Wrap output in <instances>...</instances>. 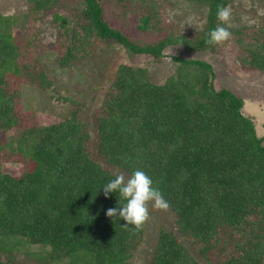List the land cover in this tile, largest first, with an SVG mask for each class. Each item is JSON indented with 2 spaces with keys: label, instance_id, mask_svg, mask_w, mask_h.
<instances>
[{
  "label": "trees",
  "instance_id": "obj_1",
  "mask_svg": "<svg viewBox=\"0 0 264 264\" xmlns=\"http://www.w3.org/2000/svg\"><path fill=\"white\" fill-rule=\"evenodd\" d=\"M187 1L206 7L202 29L158 39L164 18L170 20L164 0L116 1L132 5L135 28L150 42L110 26L103 11L107 0H78L69 13L53 10L55 0H28L32 14L26 17L50 10V24L63 41L62 66L78 61L92 38L153 60L168 46L214 50L230 0ZM16 20L0 14V132L19 128L20 91L8 76L37 74L34 60L23 61L29 48L7 33ZM246 28L228 33L246 41ZM250 39L239 62L264 73V23ZM171 60L173 72L162 84L152 83L142 68H117L96 116L97 152L172 213L176 231L201 244L198 253L206 263L264 264V136L242 114L241 97L214 89L209 63ZM86 126L73 112L64 121L20 131L10 141L12 149L0 144V166L15 159L26 166L17 176L0 168V255L6 256L0 264H13L24 244L48 248L35 254L42 264H130L143 236V200L90 158ZM148 264L200 263L161 225Z\"/></svg>",
  "mask_w": 264,
  "mask_h": 264
},
{
  "label": "rangeland",
  "instance_id": "obj_2",
  "mask_svg": "<svg viewBox=\"0 0 264 264\" xmlns=\"http://www.w3.org/2000/svg\"><path fill=\"white\" fill-rule=\"evenodd\" d=\"M116 1L107 0V6L103 7L108 24L128 38L150 42V36L143 37L135 28L134 12L130 11L132 5L120 6ZM164 1L165 11L173 23L164 18L156 39L170 32L191 36L202 29L206 7L187 0ZM77 2L78 0H55L52 4L55 7L52 9L56 10L58 6L67 9V12L76 11ZM30 10L28 0H0V14L3 18L17 17L15 24L6 28L7 33L13 36L17 45L29 48V53L23 57V61L34 60L33 73H37L30 77L12 74L8 76L12 86L20 91L19 128L0 132V144L10 146L11 139L20 131L64 121L74 112L77 120L87 125V150L90 158L120 176L143 200V236L139 248L130 259V264L149 263L161 225L173 231L177 240L200 264H208L198 253L201 244L176 231L172 213L159 205L154 198L143 193L137 184L98 154L96 116L102 112L103 100L110 91L115 72L120 65L142 68L147 71L152 83L162 84L173 72L174 63L171 57L181 56L209 63L214 71V89L226 88L241 97L242 114L253 121L257 136H264V73L239 62L248 53L245 48L249 45L254 30L264 23V0H230L222 12L225 30L221 36V44L215 46L212 51L195 52L181 45L168 46L163 50L162 58L153 60L147 55H130L112 41L92 38L84 46V55L80 57L78 53L79 60L71 61V64L66 66L60 65L58 60V55L63 52V41L56 37V31L50 24V10L36 13L34 19H27L32 14ZM244 27L248 28L243 31L245 35H241L246 41L235 39L238 36L234 37L228 33V29ZM5 148L12 149V146ZM0 168L3 173L17 176L26 166L19 159H15L1 162ZM47 249L39 245L24 244L21 246L22 251H15L13 264H42L35 254L40 255ZM5 257L0 255V262H4Z\"/></svg>",
  "mask_w": 264,
  "mask_h": 264
}]
</instances>
